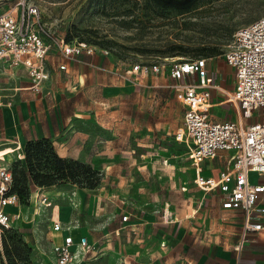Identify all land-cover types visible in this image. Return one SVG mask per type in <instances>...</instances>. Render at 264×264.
I'll return each instance as SVG.
<instances>
[{
  "label": "rangeland",
  "instance_id": "1",
  "mask_svg": "<svg viewBox=\"0 0 264 264\" xmlns=\"http://www.w3.org/2000/svg\"><path fill=\"white\" fill-rule=\"evenodd\" d=\"M27 1L40 6L44 22L56 38L84 39L107 49L108 53L100 51L99 54L118 71H124L136 63H170L173 60L211 56L212 76L228 88L231 87L234 76L223 55L233 33L240 26L264 16V0H204L190 11L179 14L150 5L148 0ZM7 2L10 1H0V10L8 5ZM52 56L57 57V54ZM11 70L0 68V94H6L2 100L5 102L7 99L12 100L17 90L18 78H21L20 73L14 75L15 71ZM27 77L29 78L28 75ZM134 83L131 80L117 79L110 86L103 84L100 95L94 97L96 101H93L92 96L78 91V87H70L64 95L65 106L71 113V120L75 121L74 125L76 120L99 122L83 124L86 131H94L103 141L96 143L97 146L90 150L85 161L79 159L95 170L91 178L102 173L97 187L103 181V164L111 162L112 168L115 166L120 173L119 186L116 187L117 183L113 185L119 198L138 212L148 209L156 213L159 203L152 200V203H147V196L151 194L148 192V182L153 188L160 189L157 186L159 181L152 182L151 176L148 180L149 176L145 175L143 165L156 159L155 157L176 150L174 130L182 123L184 109L175 97L174 88L170 86L174 80L167 73L151 74L143 85ZM41 86L31 89L32 92L23 90L26 92L22 96L28 99L34 91H41ZM130 88L134 90L131 91ZM214 112L221 118L227 113L223 107L215 108ZM117 123L122 127L118 126L116 130ZM124 135L127 136L126 139ZM154 139L159 140L153 144V148H157L159 153L142 159L140 152L148 146L144 144H150ZM15 149L14 146L1 148L0 158H3L4 152ZM132 149L135 151L132 152ZM230 156L231 152H220L212 160L207 159L206 164L218 173L227 167ZM16 158L17 155L0 159V166L5 163L12 165ZM190 176L188 173L177 175L179 183L185 182L191 187L188 194L184 193L188 201L181 200L177 205L179 208L190 206L189 212L193 216L190 217L191 221L184 222L185 227L181 229L186 232L187 244L183 247L177 245L180 248L174 252L175 255L171 253L163 256L169 264L183 261L187 264L185 257L188 256L185 255L194 250L193 246H203L201 239L205 233L217 235L218 238L213 236L208 241L215 250L223 234H230L232 227L231 211L218 210L216 198L205 196L203 191L194 188ZM254 176L252 173L251 177ZM97 187H89L84 180L82 183L61 181L45 187L47 190L39 195L35 189L28 202H19L10 229H0V263L52 264L49 232L51 223L59 219L64 224L77 225L88 231L93 240L102 237L95 258L87 261V264H124L119 259L121 253H128L129 257L139 243L133 236L116 238L110 233L119 217L95 207L92 199L95 198L93 193ZM165 193V197H168L167 190ZM56 205H60V208L56 207L59 210L53 220ZM64 205L69 207L67 214L62 211ZM193 207L197 208L196 212L192 210ZM165 233L159 230L156 236L161 237ZM162 243L166 247L170 246L167 240ZM173 243L175 244L174 241ZM15 253H20L21 258L15 257ZM81 255L76 256L77 264L82 263ZM133 264L144 263L133 261ZM154 264L160 263L156 261Z\"/></svg>",
  "mask_w": 264,
  "mask_h": 264
},
{
  "label": "built area",
  "instance_id": "2",
  "mask_svg": "<svg viewBox=\"0 0 264 264\" xmlns=\"http://www.w3.org/2000/svg\"><path fill=\"white\" fill-rule=\"evenodd\" d=\"M6 1L10 2L0 10V64L24 68L34 89L50 77L47 57L53 48L67 60H77L83 53L109 52L85 40L56 38L38 4ZM223 56L234 76L229 88L212 76L213 57L136 63L117 72V76L145 84L150 74L163 72L174 80L170 86L185 106L183 123L175 131L177 145L186 157L184 167L193 168L195 185L205 194L217 195L223 208L243 211L242 237L235 246L239 250L249 232L264 229V221L259 218L264 216V16L237 28ZM59 68L66 69V64ZM217 107L227 112L222 118L214 112ZM221 151L231 152L226 169L219 175L205 172L204 161ZM252 173L257 177L252 178ZM11 184L12 168L5 163L0 166V229L12 226L17 213L7 208L20 202L17 194L8 193ZM162 216L171 219L168 208ZM128 218L129 214L122 217L124 221ZM65 228L70 226L57 220L51 224L53 232ZM94 251L96 246L87 236L76 238L68 232L58 241L52 239V264H73L78 253L88 256Z\"/></svg>",
  "mask_w": 264,
  "mask_h": 264
},
{
  "label": "crops",
  "instance_id": "3",
  "mask_svg": "<svg viewBox=\"0 0 264 264\" xmlns=\"http://www.w3.org/2000/svg\"><path fill=\"white\" fill-rule=\"evenodd\" d=\"M54 53L57 54V57L52 56ZM99 53L100 51L94 54L83 53L77 60H67L56 48H53L47 57V67L50 72V77L43 82L41 91H34V94L28 97V99L22 96V93L26 92L23 90H30L28 92H32L31 89H33L31 87V80L27 77V71L22 67H3L0 64L1 69H12L15 71L14 75L21 74V78H18L19 82L16 85L17 90H15L12 100L7 99L8 101L6 102L2 101L6 94H0V149L5 146L16 147L15 151L4 152L3 158L1 157L0 159L23 155L24 145L29 139L49 137L53 140L59 155L85 161L88 154L91 152L90 150L97 146L96 143H101L103 140L99 139V135H96L94 131H86L83 124L89 122L99 124V122H95L94 120H76V125H74L75 121L71 120V113H69L68 108L65 106L66 97H64V95L67 94L70 87L74 89L78 87V91L84 95L92 96L93 101H96L94 97L100 95L103 84L104 86H107V84L110 86L111 84H115L117 79H120L117 76V72L119 71L116 70L115 66L107 63L105 59H102ZM60 64H66V69H60ZM148 78L149 76L146 78L145 83L148 81ZM3 79L6 80L4 76ZM102 81L106 83H102ZM130 89L131 91L134 90L133 88ZM13 100L15 103H13ZM177 101L180 102L178 99ZM181 105L185 113V106L182 103ZM79 114L83 115L81 112ZM181 124L179 126H181ZM118 126L122 127V125H118L117 123L115 126L116 130ZM179 126H177L176 129ZM176 129L174 130V135ZM126 138L127 136L124 135V139ZM158 142L159 140L154 139L150 144H144L148 146H146L147 148L143 152H140L141 158H151L152 155L159 153L157 148H153V144ZM177 143L176 140L175 151L160 155V157H155L156 159L149 160L143 165L146 171L145 175L149 176L147 179L149 180L151 176L153 177L152 182L159 181L157 186L159 185L158 187L160 189L153 188L148 182V192L151 194L147 196V203H152V201L159 203V207H157L158 209L156 210L157 214L148 209L138 212L133 206L126 204L125 200L120 199L119 194H116L114 191L116 189H113L114 184L117 183L116 187L119 186L120 173L115 166L112 168L113 163L107 162L103 164V181L101 186L94 190L93 196H95V198L92 199V201L99 211H109L113 216L119 217L118 222H116L117 224L110 231L114 237L133 236L139 243V246L131 252L129 257H127L128 253H121L122 256L119 257L121 263L133 264V261H135L144 264H154L158 261L160 264H169L167 263V259L163 256L170 255L171 253L175 255L174 252L180 248L177 245L183 247L187 244L185 242V238H187L186 232L185 230L181 231V229H184L185 226H183V224L186 220L191 221L190 217L193 216V213L189 212L190 206L179 208L177 204H179L181 200L188 201L184 193L188 194L187 191H191V187L189 188L185 182L182 184L179 183L177 175L179 173L190 174L194 188H199L193 182V168L184 167L186 157L183 153V149H180ZM161 149H163V147H161ZM131 151L134 152L135 150L132 149ZM220 155L222 156V153ZM206 162L207 160L204 161L203 167L207 173L219 175L226 169L224 168L220 172L215 173L211 169L212 166H208ZM254 175V177H257L255 173ZM36 190L41 194V192L47 189L45 187H37ZM166 190L168 192V197H165ZM204 195L216 198L218 210L231 211L233 220L231 221L232 227L231 231H229L230 234H223L215 250L211 248V244L208 241L213 236L217 237V235L205 233V235H203L204 237H201L203 246H193L195 247L194 250L185 255L188 256L185 257L188 262L187 264H264V229L249 232L247 234V239L244 240L242 248L237 250L235 246L240 242L242 237L244 221L243 211L239 209H225L221 206V202L217 195L205 193ZM57 206L60 208V205L54 207L53 220L55 214H58L57 210H59V208L56 209ZM18 207V205L9 206L7 209L15 214L18 211ZM63 207L65 208H62V211L66 214L69 213L68 205H64ZM165 208H168V211L171 213L170 220H164L162 216ZM192 210L196 212L197 208L193 207ZM159 211L161 212L160 214L158 213ZM128 214L129 218L124 221L122 217ZM185 214L187 216H184ZM259 218L264 221V216ZM55 220L64 224L62 220ZM64 226H70V229L65 228L62 232H53L52 229H50L49 233L51 235L49 236V241L51 244V253L52 239L58 241L63 234L72 232L76 238L87 236L88 240L96 246V251L93 253L88 256L81 255V264H87V261L95 258L94 256L101 246L99 241L102 237L93 240L88 231L78 228L77 225H70V223H67L64 224ZM117 229H120L119 234L115 233ZM159 230L166 233L164 235L161 234V237H157L156 234ZM164 240L165 243L167 240L170 246H164L162 243ZM74 248L76 247L74 246ZM184 250L186 251V248ZM77 255H80V253ZM53 259L52 253V263ZM73 264H77V258L74 260ZM178 264L186 263L183 261Z\"/></svg>",
  "mask_w": 264,
  "mask_h": 264
},
{
  "label": "trees",
  "instance_id": "4",
  "mask_svg": "<svg viewBox=\"0 0 264 264\" xmlns=\"http://www.w3.org/2000/svg\"><path fill=\"white\" fill-rule=\"evenodd\" d=\"M202 1L204 0H148V3L169 13L179 14L190 11ZM23 149V158L17 157L14 164H10L12 184L8 193L17 194L19 201L28 202L32 192L39 186H53L61 181L82 183L86 180L89 187L95 188L101 182L102 173L98 175L96 172L98 177L91 178L95 172L91 165L59 155L49 137L29 139ZM14 256L21 258L22 255L15 253Z\"/></svg>",
  "mask_w": 264,
  "mask_h": 264
}]
</instances>
